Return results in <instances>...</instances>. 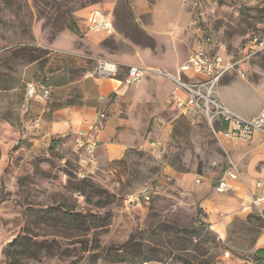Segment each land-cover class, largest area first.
Listing matches in <instances>:
<instances>
[{"label":"rangeland","instance_id":"rangeland-1","mask_svg":"<svg viewBox=\"0 0 264 264\" xmlns=\"http://www.w3.org/2000/svg\"><path fill=\"white\" fill-rule=\"evenodd\" d=\"M94 9L111 34L86 29ZM200 41L244 70L221 78L219 101L257 115L264 0H0V264H256L263 223L242 200L264 180V134L225 137L224 124L188 120L169 100L163 74H176ZM23 47L38 57H22ZM98 58L120 64L117 78L130 65L145 71L98 101L122 150L96 135L88 148L83 121L71 123ZM31 82L49 87L44 102L25 99ZM231 168L240 190L215 193Z\"/></svg>","mask_w":264,"mask_h":264},{"label":"built area","instance_id":"built-area-1","mask_svg":"<svg viewBox=\"0 0 264 264\" xmlns=\"http://www.w3.org/2000/svg\"><path fill=\"white\" fill-rule=\"evenodd\" d=\"M84 24L86 29L92 32L111 34L114 31L111 20L96 9L88 12ZM196 45L188 58L178 67L176 75L163 74L174 84L169 100L178 110L179 115L193 121L202 114L212 128L216 122L224 124V128L219 129V132L228 138H248L255 131L264 134V100L257 115L248 119L235 113L217 97V85L224 75L233 71L241 77L244 76L240 63L225 59L218 51L207 48L201 41ZM120 69L118 62L98 58L93 75L95 78H110L122 84H131L139 82L145 72L140 66L130 65L123 76L117 78ZM183 76L187 79L184 80ZM49 93V87L31 82L26 86L25 99L44 102ZM106 119L104 112H96L91 120L90 130L100 129ZM82 138L86 139L88 148L92 149L96 145V140H93V137L85 131L79 132V139ZM238 179V171L231 168L218 180L215 190L219 193L225 192L229 189V180L238 181ZM196 182L198 183L199 180L197 179ZM251 201L257 206L259 199L251 197ZM258 213L263 223L262 232H264V211L259 209Z\"/></svg>","mask_w":264,"mask_h":264},{"label":"crops","instance_id":"crops-1","mask_svg":"<svg viewBox=\"0 0 264 264\" xmlns=\"http://www.w3.org/2000/svg\"><path fill=\"white\" fill-rule=\"evenodd\" d=\"M177 72V71H176ZM171 75H176V74H171ZM116 82L117 84L114 85L112 82ZM111 83V85H109ZM120 84L115 79H110V78H93V79H85L83 81V97H82V103L76 110H70V118L72 119L71 123L83 121V125L81 129L85 130L89 135L92 137L96 135V139L98 138L102 144H107L110 142V140L113 138L114 140L117 139L119 142L117 143V149L122 150L123 146L126 145L127 142L124 141V139L121 138L120 132L118 130V125L116 124L117 121L115 120L114 117L110 116L106 119L102 127L96 131L90 130L91 127V120L92 117L98 112V106H99V99L103 98L104 95L108 92V88H117ZM104 111V110H102ZM258 113V112H257ZM254 117V116H253ZM70 118H67L70 119ZM245 118H250V117H245ZM80 122V123H81ZM80 129V128H79ZM260 136V135H259ZM222 174L220 178L223 176ZM219 178V179H220ZM218 179V180H219ZM216 181L215 185L213 186L214 192L217 194H220L215 190L216 184L218 182ZM242 183L240 181H232L229 180V189L225 192L221 193H227L229 191H237L240 190ZM246 194L243 192V195L245 196L242 200L244 201L243 209L248 208V205H250L251 197L259 199L258 204H257V210L262 209L264 211V180H258L254 179V182L252 184V187L248 188L247 191H245ZM225 197V196H224ZM227 198V196H226ZM227 201V200H225ZM237 201L234 199V202ZM229 204L233 202V200H228ZM224 225V224H223ZM223 234L225 232V228L222 229ZM222 233V232H221ZM222 234V235H223ZM264 247V232L261 231L259 236L256 239L255 242V248H262ZM234 264V263H232Z\"/></svg>","mask_w":264,"mask_h":264},{"label":"trees","instance_id":"trees-1","mask_svg":"<svg viewBox=\"0 0 264 264\" xmlns=\"http://www.w3.org/2000/svg\"><path fill=\"white\" fill-rule=\"evenodd\" d=\"M21 56L22 57H26L30 60L35 59L38 57V53H34L32 49L28 48V47H23L22 51H21ZM48 85V84H46ZM224 127V126H223ZM232 224V222H231ZM184 229V228H183ZM192 228L189 229H184L187 230L186 232H190ZM181 231V230H179ZM181 242L184 244H190L192 242V234H188V233H181ZM252 251V250H251ZM251 258L252 261H254L256 264H264V247L262 248H255L252 252H251ZM145 261V260H144Z\"/></svg>","mask_w":264,"mask_h":264},{"label":"water","instance_id":"water-1","mask_svg":"<svg viewBox=\"0 0 264 264\" xmlns=\"http://www.w3.org/2000/svg\"><path fill=\"white\" fill-rule=\"evenodd\" d=\"M10 244H11V245L13 244V240L10 242Z\"/></svg>","mask_w":264,"mask_h":264}]
</instances>
